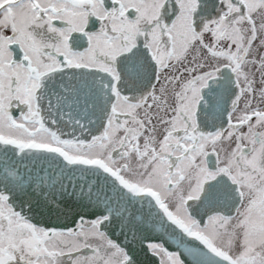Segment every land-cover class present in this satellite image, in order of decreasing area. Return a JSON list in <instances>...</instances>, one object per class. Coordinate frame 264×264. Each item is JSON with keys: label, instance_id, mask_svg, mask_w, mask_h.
Segmentation results:
<instances>
[{"label": "snow or ice", "instance_id": "obj_1", "mask_svg": "<svg viewBox=\"0 0 264 264\" xmlns=\"http://www.w3.org/2000/svg\"><path fill=\"white\" fill-rule=\"evenodd\" d=\"M0 264H264V0H0Z\"/></svg>", "mask_w": 264, "mask_h": 264}]
</instances>
